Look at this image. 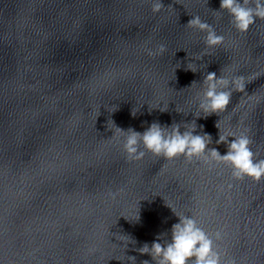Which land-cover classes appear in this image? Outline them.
<instances>
[{"label": "water", "instance_id": "95a60500", "mask_svg": "<svg viewBox=\"0 0 264 264\" xmlns=\"http://www.w3.org/2000/svg\"><path fill=\"white\" fill-rule=\"evenodd\" d=\"M162 3L153 15L151 0H0V264H154L137 249L170 238L178 218L166 203L222 231L225 260L264 264V179L237 181L201 160L129 162L108 140L109 119L141 133L195 120L223 155L219 121L222 133L247 131L264 159V20L241 34L217 14L220 0ZM193 15L224 44L206 49L186 27ZM159 44L166 52L149 57ZM209 72L260 76L224 112L196 118Z\"/></svg>", "mask_w": 264, "mask_h": 264}, {"label": "clouds", "instance_id": "9594fccd", "mask_svg": "<svg viewBox=\"0 0 264 264\" xmlns=\"http://www.w3.org/2000/svg\"><path fill=\"white\" fill-rule=\"evenodd\" d=\"M164 9L162 0H151L153 15L160 14ZM168 10H171V6L168 7ZM220 13H227L234 29L238 33L244 34L257 20H264V0H220L217 14ZM186 27L205 34L206 49H216L224 44V36L218 34L215 28L203 21L199 15H193ZM166 50L164 44L145 49L149 57L162 56ZM188 69L196 71L190 65ZM258 76L260 75L253 72L247 76L235 75L231 78L222 76L218 78L215 72H209L203 79V93L199 100L196 118L201 116L207 118L227 110L233 93H245L246 84ZM256 102L259 103V100ZM153 109L166 112L168 105H160L149 109V111ZM116 110V106H113L111 112ZM137 112L133 108L131 115L135 117ZM109 123L112 125L111 128L108 127ZM215 127L218 130V139L215 143L217 145L224 144L227 147V152L223 155L217 148L209 147L213 140L209 134L203 133L202 126L200 134H197L195 120L183 125L173 123L170 126L153 122L142 133L132 128L126 131L122 130L111 119L107 122V128L113 132L112 137L108 140L117 141L129 162L141 161L146 154L163 158L166 161H173L177 158L188 162L201 160L210 167L219 165L229 167L233 179L237 181L248 178L259 182L264 179V159H258L257 153L253 152L250 147L252 140L247 131H242L238 135L229 130L222 133L219 121L216 122ZM229 138H232L231 141ZM109 195L115 198L118 193H109ZM166 205L176 215L178 223L172 225L170 238L158 235L150 246L148 243H144L137 249L141 255L150 256L154 264H237L235 259L225 260L226 253L222 252L216 243L223 239L222 231L210 234L200 225L193 214H180L174 210V206L171 204L166 203ZM125 218L139 220V215L137 212L134 218ZM117 239L123 242L124 249L129 243L135 244V241L127 236H118ZM127 260L130 264H136L134 256L127 257ZM143 264H149V261L145 260Z\"/></svg>", "mask_w": 264, "mask_h": 264}]
</instances>
